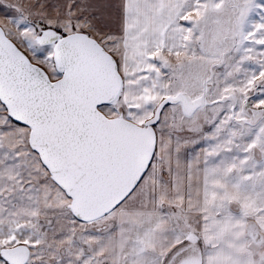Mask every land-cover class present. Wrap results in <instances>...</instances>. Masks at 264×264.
Instances as JSON below:
<instances>
[{
  "label": "snow or ice",
  "instance_id": "snow-or-ice-1",
  "mask_svg": "<svg viewBox=\"0 0 264 264\" xmlns=\"http://www.w3.org/2000/svg\"><path fill=\"white\" fill-rule=\"evenodd\" d=\"M0 264H264V0H0Z\"/></svg>",
  "mask_w": 264,
  "mask_h": 264
}]
</instances>
